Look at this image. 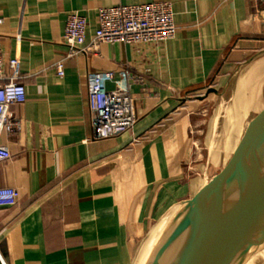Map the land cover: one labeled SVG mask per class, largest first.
Here are the masks:
<instances>
[{"label":"crops","instance_id":"1","mask_svg":"<svg viewBox=\"0 0 264 264\" xmlns=\"http://www.w3.org/2000/svg\"><path fill=\"white\" fill-rule=\"evenodd\" d=\"M154 1L171 4L173 39L65 58L68 14L86 19L89 45L98 9ZM0 51L3 74L25 90L10 108L19 131L0 137L11 153L0 188L18 193L0 208V264H134L157 221L225 164L195 139L215 137L218 105L228 98L232 121L264 112V0H0ZM122 72L136 123L95 139L88 77L112 73L114 91Z\"/></svg>","mask_w":264,"mask_h":264},{"label":"water","instance_id":"2","mask_svg":"<svg viewBox=\"0 0 264 264\" xmlns=\"http://www.w3.org/2000/svg\"><path fill=\"white\" fill-rule=\"evenodd\" d=\"M253 120L227 166L147 232L134 264H253L264 249V112Z\"/></svg>","mask_w":264,"mask_h":264},{"label":"built area","instance_id":"3","mask_svg":"<svg viewBox=\"0 0 264 264\" xmlns=\"http://www.w3.org/2000/svg\"><path fill=\"white\" fill-rule=\"evenodd\" d=\"M97 29L89 45L85 32L87 21L77 13L67 15L63 45L65 58L98 53V45H159L175 37L172 6L168 2L154 1L139 5H117L96 11ZM12 71L20 62L9 61ZM3 57L0 51V137H10L19 131V123L12 118L10 108L25 101L24 87L3 74ZM57 75L63 76L62 63L56 65ZM113 79L112 73H98L88 77V105L92 114L95 139L115 138L130 131L135 123L133 100L129 94L128 74L122 72L114 91L105 89V82ZM6 145L0 144V164L10 159ZM18 202L14 188H0V208H11Z\"/></svg>","mask_w":264,"mask_h":264},{"label":"rangeland","instance_id":"4","mask_svg":"<svg viewBox=\"0 0 264 264\" xmlns=\"http://www.w3.org/2000/svg\"><path fill=\"white\" fill-rule=\"evenodd\" d=\"M220 105L218 106L220 107ZM229 108H230L229 106L225 110L223 109L221 110L219 108V116H220L219 118H221V120H220V123L218 124V132L216 133L215 137L212 138V141L210 137H207V138L205 137L206 133H204V131L200 137H195L196 140H199L205 146L208 147V148H205V150L208 149L210 151L211 149H213L214 159L215 160L218 159L219 162L221 163L220 165H223V163H225L223 167H221L219 170L213 171L212 175H209L206 180L202 179L199 181L197 191L194 194L196 196L199 195L205 189L206 184L212 181L213 178L216 177L224 169V167L227 166V164L229 163L232 156H230V154L226 155V150L231 147V144L233 143L236 144L238 140L240 142L241 138L244 139L247 136V132H250L248 130L250 128H253L256 123V121H254L253 118L247 119L245 121L243 120L232 121L229 118L231 114ZM204 111H207L206 113H204L206 114L204 119L208 120L209 119L208 117L212 116V111H213V117H215L216 110L214 111L213 107H210V108L208 107V110L204 108L202 112ZM215 122L217 121L212 120V121H209V124H206V123L203 124V130H204V127L209 130L212 127V125H214L213 123ZM227 140H229V147H227ZM211 143L214 145V147H210ZM197 149H199V147ZM193 196H191L188 200L192 199ZM253 264H264V249L263 251H260L258 255H256V258Z\"/></svg>","mask_w":264,"mask_h":264},{"label":"bare ground","instance_id":"5","mask_svg":"<svg viewBox=\"0 0 264 264\" xmlns=\"http://www.w3.org/2000/svg\"><path fill=\"white\" fill-rule=\"evenodd\" d=\"M227 97L223 100V102H221V105H220V109L222 110H225L226 108H227ZM224 103V104H223ZM251 129L252 128H250L248 131H251ZM250 132H247V135L249 134ZM173 234H174V229H172L170 232H168V234L166 235V237H165V239H164V243L166 242V241H168L169 239H171L172 238V236H173ZM262 247H264V241L262 242V244H260V246H259V250L262 248Z\"/></svg>","mask_w":264,"mask_h":264}]
</instances>
